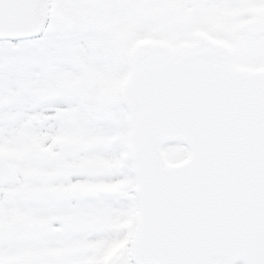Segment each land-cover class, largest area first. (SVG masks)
<instances>
[{
  "label": "snow or ice",
  "instance_id": "1",
  "mask_svg": "<svg viewBox=\"0 0 264 264\" xmlns=\"http://www.w3.org/2000/svg\"><path fill=\"white\" fill-rule=\"evenodd\" d=\"M0 264H264V0H0Z\"/></svg>",
  "mask_w": 264,
  "mask_h": 264
}]
</instances>
